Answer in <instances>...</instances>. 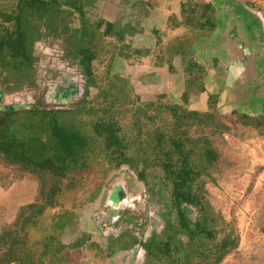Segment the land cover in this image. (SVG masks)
<instances>
[{"label":"trees","instance_id":"trees-1","mask_svg":"<svg viewBox=\"0 0 264 264\" xmlns=\"http://www.w3.org/2000/svg\"><path fill=\"white\" fill-rule=\"evenodd\" d=\"M103 1L0 0V69H21L18 82L32 79L33 44L43 36L38 25L43 23L55 38L62 31L61 44L77 50L74 63L82 89L72 85V93L83 94L82 103L69 108H47L38 100L29 109H0V161L39 181L37 199L0 231V264H72L66 251L86 242L103 260L132 250L135 264H222L238 248L239 236L211 203L206 186L237 174L225 136L264 138V116L221 114L214 96L206 112L187 108L190 95L203 88L204 70L192 48L217 29L212 4L186 0L180 16L169 19L171 29L184 34L168 44L157 41L150 50L126 42L136 27L91 18ZM67 16H78L80 28L65 25ZM105 54L138 64L154 56V66L170 71L179 59L186 79L182 104L163 94L142 101L130 80L111 73V64L99 75L94 62ZM123 167L144 183L157 179L166 188L171 213L161 223L148 208L146 221H137L143 226L141 237L118 234L102 246L82 233L65 244V230L77 225L81 204L74 195L86 189L85 174L94 169L101 181L86 200L92 202L104 179ZM68 196L74 198L69 208Z\"/></svg>","mask_w":264,"mask_h":264},{"label":"rangeland","instance_id":"rangeland-1","mask_svg":"<svg viewBox=\"0 0 264 264\" xmlns=\"http://www.w3.org/2000/svg\"><path fill=\"white\" fill-rule=\"evenodd\" d=\"M237 1L264 19V0ZM98 7L92 10L91 18L98 16ZM38 25L43 36L33 44L32 57L36 58V62L30 70L32 79L21 80V83L18 82L20 74H23L21 69L8 72V69H0V109H29L38 100L40 106L47 108H69L73 104L82 103V92L79 95L72 93L73 86L78 89L82 86L76 69L78 67H75L74 63L77 55L73 51L77 50L73 49L72 45L67 46L66 42L61 44L62 41L58 38L64 35L62 31H59L55 38L51 32H46V28H43L45 24ZM65 25L70 29H79L78 16L73 18L67 16ZM168 33L171 37L165 40L164 44L184 34L182 31H179L180 35L172 31ZM155 62L154 56L138 64L129 63L117 56L111 59L110 54H105L101 62L97 63V60L94 62V69L101 75L111 64V73L130 80L141 100L147 102L155 100L160 94V85L167 78L165 71H162L165 78L161 76V69L159 71L156 69ZM173 67L181 72L179 59H174ZM44 93L48 94L42 98L40 94ZM67 93L68 96H65ZM167 99L169 100L168 96ZM62 124L67 126L64 122ZM260 139L257 136L240 138L226 135L228 147L233 150L234 160L238 162L237 174L228 180H219L215 185L208 183L206 186L211 203L227 221L233 223L239 236L238 248L227 256L222 264H264V141ZM95 174L94 169L89 170L85 174L89 182L86 189L74 195L81 207L76 212L77 225L68 227L64 232L62 240L65 244H73L82 233L90 235L92 242L95 241L102 246H105L110 237L118 234L141 237L143 226L137 221L141 223L146 221L148 208L151 213L155 210L161 223L171 213L172 206L166 188L153 177L149 178L147 183L139 181L128 167L111 172L104 179L95 201L86 202L101 183ZM38 191L37 178L23 174L17 168L6 166L0 161V231L14 223L19 212L18 207L20 210L28 202L33 203L37 199ZM72 202L74 198L69 197L66 200V207L69 208ZM53 212L55 210L49 214ZM89 243L86 242L82 248L66 251L72 264L137 262L133 259L132 250L116 253L108 260H103L96 251L89 248Z\"/></svg>","mask_w":264,"mask_h":264},{"label":"crops","instance_id":"crops-1","mask_svg":"<svg viewBox=\"0 0 264 264\" xmlns=\"http://www.w3.org/2000/svg\"><path fill=\"white\" fill-rule=\"evenodd\" d=\"M202 1L215 7L218 22L212 35L193 45L194 59L204 70L203 88L190 95L187 108L206 112L209 100L214 96L221 114L228 115L237 111L251 116H264V24L256 20L235 23L233 9L236 5L233 1L228 9L221 3L227 0ZM185 2L186 0H106L100 3L97 18L125 27H136L134 34L127 36L126 42L135 49L152 50L157 41L165 43L171 37L169 31L177 32L176 35H180L179 31L184 33L181 29L172 30L169 19L180 16L182 4ZM241 13L244 14V11L240 9L239 14ZM237 25L241 30L246 28L243 34L251 51L249 59L237 54L232 43L225 45L227 36ZM253 41L258 42L254 47L251 45ZM164 68L165 70L156 68L158 71H165L167 77L162 72L161 76L165 79L160 85L159 93L167 95L171 102L180 104L186 81L183 67L181 65V72ZM258 138L264 141L263 137ZM17 210L19 211V207Z\"/></svg>","mask_w":264,"mask_h":264},{"label":"flooded vegetation","instance_id":"flooded-vegetation-1","mask_svg":"<svg viewBox=\"0 0 264 264\" xmlns=\"http://www.w3.org/2000/svg\"><path fill=\"white\" fill-rule=\"evenodd\" d=\"M231 1H233L234 2V5H236L234 7V9H233V12H235V14L233 16V17H235V21H234L235 23H237V22H246V21H249V20H256V21H259L260 24H264V19L261 18L258 13H256V12L248 9L245 6L240 5L238 1H235V0H227V1H222L221 3L223 5H225V6H227V9H228L230 7L228 5L231 4ZM225 2H227V3H225ZM214 9H215V7H214ZM240 9L242 11H244V14H242V13L239 14ZM215 11H216V9H215ZM246 12H248V14H246ZM216 18H217V14H216ZM217 22H218V20H217ZM243 26H245V25H243ZM241 29L242 28H239L238 25H237V28L235 27V29H233L231 31V33L229 34V36H227V39H226L227 42L225 41V45L226 44H229L228 42L232 43L234 45L233 48L236 49L237 54H239L244 59H249V55L251 54V51L248 48V45L246 43V40L244 39V34H243L244 33L243 30L246 31V28L244 27L243 30H241ZM203 38H205V37H202L200 39H203ZM199 40H197L196 43ZM257 44H258L257 41L251 42V45L253 47L255 45H257Z\"/></svg>","mask_w":264,"mask_h":264}]
</instances>
